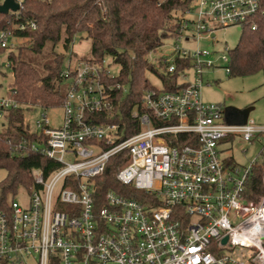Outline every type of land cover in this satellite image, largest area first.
Instances as JSON below:
<instances>
[{
  "label": "built area",
  "instance_id": "1",
  "mask_svg": "<svg viewBox=\"0 0 264 264\" xmlns=\"http://www.w3.org/2000/svg\"><path fill=\"white\" fill-rule=\"evenodd\" d=\"M14 1L20 10L10 13L18 20L25 0ZM183 1L188 8L178 17L176 42L171 54L161 57L162 74L178 77L175 90L162 87L142 95L131 113L137 133L126 138V124L99 120L111 117L116 92L128 93L127 87L106 83L116 77L108 59L66 65L62 126L51 128L43 114L36 125L46 140L17 148H31L59 167L49 175L32 171L26 208L9 203L8 210H0V264L264 260V185L259 202L247 199L255 161L228 166L222 158V147L231 138L264 145V125L249 119L231 123L224 105L203 100L206 73L222 69L232 75L230 51L179 45L182 40L199 44L232 27L257 31L264 0ZM27 28L36 30L37 23L19 25ZM15 41L12 32L0 30V49L14 51ZM218 58L229 66H217ZM7 66L12 69L10 62ZM17 95L14 85L0 95V134L8 127V114L20 108ZM118 155L127 158L115 176L125 190L104 191L98 181Z\"/></svg>",
  "mask_w": 264,
  "mask_h": 264
},
{
  "label": "trees",
  "instance_id": "2",
  "mask_svg": "<svg viewBox=\"0 0 264 264\" xmlns=\"http://www.w3.org/2000/svg\"><path fill=\"white\" fill-rule=\"evenodd\" d=\"M187 8L183 0H25L18 20L10 12L0 14V30L12 32L15 40L28 41V47L20 48L18 54L8 52L20 108L8 114V127L0 134V169L7 172L6 179L0 183V210L9 209V197H15L21 188L27 191L32 188L34 169H42L49 175L59 167L31 148L17 151L23 142L31 146L46 140L31 128L28 115L39 108L44 111L61 108L65 103L66 56L57 54V47L62 46L68 52L78 35H86L91 40L92 54L87 61L101 63L111 59L120 67L119 75L107 78L106 83L127 87L128 93L116 92L111 117H99V120L126 124L127 138L139 131L131 113L140 105L142 95L149 89H158L149 75H156L165 90H175L178 77L159 73L147 57L163 47L164 41L178 35L179 16L175 14H182ZM26 21H35L37 29H19ZM258 24L257 31L244 29L238 45L229 53L233 77L264 73V16ZM25 49L30 51L28 56H24ZM5 52L0 49V55ZM45 54L47 59L41 66L28 58L29 55L41 58ZM226 142H233V138ZM260 154L264 155L263 149ZM126 161L123 155L110 160L98 181L104 191L125 190L115 176ZM225 162L228 166L238 165L233 157H227ZM263 185L264 157L255 161L247 199L259 202Z\"/></svg>",
  "mask_w": 264,
  "mask_h": 264
},
{
  "label": "rangeland",
  "instance_id": "3",
  "mask_svg": "<svg viewBox=\"0 0 264 264\" xmlns=\"http://www.w3.org/2000/svg\"><path fill=\"white\" fill-rule=\"evenodd\" d=\"M180 15L181 13H176L175 17ZM242 33V28L232 27L216 32L210 40H203L199 44L194 41L185 42L182 40L179 45L181 48H185L187 50L200 48L226 53L227 51H231L236 48ZM213 40L215 42L218 41V43H213ZM27 42L28 41L26 40H16L14 52L18 54L20 48H27ZM175 42V39H168L164 41L163 47L148 55V62L152 64L159 73H162L161 57H168L171 54ZM56 53L64 54L66 56L65 67L69 62H71L72 65L85 61L89 62L87 60L92 57L91 40L87 39L86 35H78L74 39V43L70 51L66 52L62 46H59L56 49ZM28 54H30V51L25 49L24 56H28ZM8 56V52L0 55V95L6 94L10 86L14 84L13 69L7 66L9 62ZM28 58L31 61H36L35 63L37 66H41L47 59V54H45V56L43 55L41 58L29 55ZM107 63L110 65L112 74L118 76L120 73V67L115 65L111 59H108ZM215 64L220 67L229 66V64L225 63L220 58L215 59ZM149 78L155 87L162 89L161 81L156 75L151 74L149 75ZM207 81H210V85H205L202 90L203 100L206 103L224 105L226 110L233 108L239 111H248L249 120L255 121L256 124L264 125V73L261 72L248 77H233L232 75H226L222 69H218L205 74V82L207 83ZM43 114H45L50 120L51 128H60L62 126V107L46 111L39 108L35 112L28 115V123L34 131H39L36 123L42 118ZM222 149L224 150L222 153L223 159L233 157L234 161L242 167L250 165L256 161V159L261 161L264 157V155L260 154L261 150H264V145L259 140L252 144L236 140L234 142L227 143L222 147ZM6 177L7 172L0 169V183H2ZM28 201L29 195L27 190L24 188H21L15 197H9V203L17 204L18 206L24 208H26ZM259 264H264V260L260 261Z\"/></svg>",
  "mask_w": 264,
  "mask_h": 264
},
{
  "label": "water",
  "instance_id": "4",
  "mask_svg": "<svg viewBox=\"0 0 264 264\" xmlns=\"http://www.w3.org/2000/svg\"><path fill=\"white\" fill-rule=\"evenodd\" d=\"M20 10L19 4H17L14 0H5L3 4H0V14H8L10 11L17 12ZM248 111H239L236 109H228L226 110V116L229 122L236 123L238 125L245 124L248 120ZM228 238L226 237L223 240V243H227Z\"/></svg>",
  "mask_w": 264,
  "mask_h": 264
},
{
  "label": "crops",
  "instance_id": "5",
  "mask_svg": "<svg viewBox=\"0 0 264 264\" xmlns=\"http://www.w3.org/2000/svg\"><path fill=\"white\" fill-rule=\"evenodd\" d=\"M206 85H210V81H207Z\"/></svg>",
  "mask_w": 264,
  "mask_h": 264
}]
</instances>
